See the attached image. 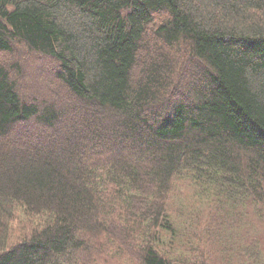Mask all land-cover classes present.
Masks as SVG:
<instances>
[{
	"label": "trees",
	"instance_id": "trees-1",
	"mask_svg": "<svg viewBox=\"0 0 264 264\" xmlns=\"http://www.w3.org/2000/svg\"><path fill=\"white\" fill-rule=\"evenodd\" d=\"M216 190L264 220V0H0V264L252 259Z\"/></svg>",
	"mask_w": 264,
	"mask_h": 264
},
{
	"label": "rangeland",
	"instance_id": "rangeland-1",
	"mask_svg": "<svg viewBox=\"0 0 264 264\" xmlns=\"http://www.w3.org/2000/svg\"><path fill=\"white\" fill-rule=\"evenodd\" d=\"M40 61L38 62H28L27 61V65H28V69L35 71V74L31 76V74H29L33 83H35L34 81L37 80H41L42 79V75L38 74V71H43L46 68L49 67V62L45 61V63L43 62V59H39ZM44 73V71H43ZM29 77V79H30ZM49 79V78H48ZM45 81L47 83L46 80H42L41 83ZM33 86L34 88H32L33 90L38 88L40 85H30ZM29 93H34V91H28ZM70 131L72 129H75L74 127H70L69 128ZM66 129L64 130V132H67ZM38 129L36 127H34L33 125H30L28 127H23L22 129L20 128V130H17L16 134H19L20 136H24L26 137V134L29 133H36ZM42 130L43 134L49 133V131H46L44 129H40ZM69 132V131H68ZM52 133V132H50ZM64 137H62L63 139ZM25 141L27 139L23 138ZM230 192L232 190H229ZM222 195V191H217L216 190V195L213 196V201H211V206L209 207L208 205H202V210H203V215H202V222L203 224H205L209 218L213 217L214 219H218L219 217H229L230 222H232L233 218L237 220V218H242V217H247L248 215H246L245 211H241L238 214H234L236 213V209L243 205V204H237L235 203V200H226L225 197H223V201L225 202V205L222 207L221 203H219L218 201H216L217 199H219V197H221ZM212 200V199H211ZM174 201H181V204H186L188 205L189 203H196L197 200L195 198V192L192 188V186H190L187 182L184 181H179L178 183H174L173 185H171L170 187V197H168L167 203L168 204H172ZM235 208V210H234ZM244 208V206H242V209ZM170 211L171 212H176V209L171 205L170 207ZM245 210L250 211V214L248 216V220L251 221L252 226H254L255 230L257 231L256 233V237L255 240H260L261 241V245L260 248H257L254 251V254L252 256V259L249 258H242L240 259V257H242V254L247 253V248L245 249L246 251L244 252V245L243 244H239L237 243V239L235 234V228L234 230H229L226 231L222 236H221V240H223L224 242H227L225 245V248L227 250V259H229L230 264H255L254 260L255 258L258 259L259 257V264H264V220H260L259 216L256 215L255 213V207L253 202L250 204L249 208L246 206ZM20 219V216H19ZM23 222H26V219H20ZM241 224H239V227L236 229V231L242 232V230L244 229L243 227H245V232H243V236H245L246 238H248L249 235V229L248 226L244 224V222H242V220L240 221ZM13 226V225H12ZM224 227V226H223ZM162 237L165 239L166 237L164 235H162ZM139 239L141 237H138ZM242 241L244 242V239L242 238ZM255 241V242H256ZM114 246H116L115 244H113ZM211 247V246H216L213 243H209L208 245H206L205 247ZM200 247H203V245L201 244ZM160 248H163V245H159L157 246V249L159 250ZM217 249V248H216ZM126 250V251H125ZM124 256L121 260H114L111 263L112 264H139L138 260L135 257V253L129 252V249H127V247L124 248ZM215 250H212V252H214ZM262 251V252H261ZM259 254V255H258ZM79 256V254L75 253V257ZM208 264H212V262H210V260H207ZM215 264H218L217 262H215Z\"/></svg>",
	"mask_w": 264,
	"mask_h": 264
}]
</instances>
